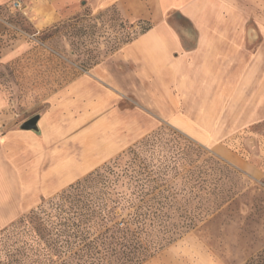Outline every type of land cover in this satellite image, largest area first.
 I'll return each instance as SVG.
<instances>
[{"label":"crops","instance_id":"obj_1","mask_svg":"<svg viewBox=\"0 0 264 264\" xmlns=\"http://www.w3.org/2000/svg\"><path fill=\"white\" fill-rule=\"evenodd\" d=\"M14 1L20 8L7 9ZM82 6L115 7L150 27L51 97L35 129L20 127L30 117L0 133V232L161 121L218 145L238 167L246 161L219 144L264 123V0H0V64ZM129 97L134 106L123 104Z\"/></svg>","mask_w":264,"mask_h":264},{"label":"rangeland","instance_id":"obj_2","mask_svg":"<svg viewBox=\"0 0 264 264\" xmlns=\"http://www.w3.org/2000/svg\"><path fill=\"white\" fill-rule=\"evenodd\" d=\"M168 20L182 32L188 28L178 13L169 14ZM13 22L33 34L20 17ZM146 27H150L149 22L131 21L115 7L93 12L82 6L35 34L25 52L0 64V133L12 123L20 125L42 112L59 90L88 72L95 61L107 60ZM187 31L194 40V32ZM126 103L134 106L135 100L129 97ZM161 128L175 131L202 149L197 165H202L199 169L206 183L200 190L195 186L188 191L186 186L184 199L190 196L194 199L191 206L197 204L207 213H202V220L193 229L143 264H264V123L219 144L235 150L246 161L243 167L224 158L217 151L218 145L206 144L165 121L160 122ZM208 157L220 160L234 173L223 168L211 171ZM12 224L0 232V264H20L17 260L27 252L26 223Z\"/></svg>","mask_w":264,"mask_h":264},{"label":"trees","instance_id":"obj_3","mask_svg":"<svg viewBox=\"0 0 264 264\" xmlns=\"http://www.w3.org/2000/svg\"><path fill=\"white\" fill-rule=\"evenodd\" d=\"M202 154L171 129L153 131L12 224L25 222L29 239L17 263L143 264L207 213L184 199L186 186L206 183ZM206 162L234 173L216 158Z\"/></svg>","mask_w":264,"mask_h":264},{"label":"water","instance_id":"obj_4","mask_svg":"<svg viewBox=\"0 0 264 264\" xmlns=\"http://www.w3.org/2000/svg\"><path fill=\"white\" fill-rule=\"evenodd\" d=\"M37 120H38V116L37 115L33 116L30 119H28L27 121L23 122L20 127L23 130H33V129H35V125H36Z\"/></svg>","mask_w":264,"mask_h":264},{"label":"built area","instance_id":"obj_5","mask_svg":"<svg viewBox=\"0 0 264 264\" xmlns=\"http://www.w3.org/2000/svg\"><path fill=\"white\" fill-rule=\"evenodd\" d=\"M20 8V2L14 1L8 4L7 9H18Z\"/></svg>","mask_w":264,"mask_h":264}]
</instances>
